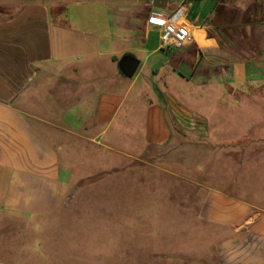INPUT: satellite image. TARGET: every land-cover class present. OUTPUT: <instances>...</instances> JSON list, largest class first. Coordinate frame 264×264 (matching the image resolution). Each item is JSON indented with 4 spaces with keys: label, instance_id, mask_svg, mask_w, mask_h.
Listing matches in <instances>:
<instances>
[{
    "label": "crops",
    "instance_id": "obj_1",
    "mask_svg": "<svg viewBox=\"0 0 264 264\" xmlns=\"http://www.w3.org/2000/svg\"><path fill=\"white\" fill-rule=\"evenodd\" d=\"M175 12L192 39L162 48L148 18ZM248 52L264 60V0H0V250L20 217L58 207L70 184L58 139L119 148L131 124L143 146L122 144L129 156L165 146L185 128L196 83L235 75ZM126 54L140 60L133 77L119 67ZM199 218L211 230L204 260L184 264H264V200L210 186ZM12 258L0 264H28Z\"/></svg>",
    "mask_w": 264,
    "mask_h": 264
},
{
    "label": "rangeland",
    "instance_id": "obj_2",
    "mask_svg": "<svg viewBox=\"0 0 264 264\" xmlns=\"http://www.w3.org/2000/svg\"><path fill=\"white\" fill-rule=\"evenodd\" d=\"M242 56L235 75L196 83L183 103L185 128L165 146L129 156L122 144L143 146L131 124L119 148L104 138L58 139L70 184L42 221L18 219L19 235L2 243L0 256L28 264L203 261L211 234L199 218L205 189L264 200V60Z\"/></svg>",
    "mask_w": 264,
    "mask_h": 264
},
{
    "label": "built area",
    "instance_id": "obj_3",
    "mask_svg": "<svg viewBox=\"0 0 264 264\" xmlns=\"http://www.w3.org/2000/svg\"><path fill=\"white\" fill-rule=\"evenodd\" d=\"M180 12H175L168 17L151 15L148 21L160 28L162 48H181L192 39L190 26L180 19Z\"/></svg>",
    "mask_w": 264,
    "mask_h": 264
},
{
    "label": "water",
    "instance_id": "obj_4",
    "mask_svg": "<svg viewBox=\"0 0 264 264\" xmlns=\"http://www.w3.org/2000/svg\"><path fill=\"white\" fill-rule=\"evenodd\" d=\"M140 65V60L132 54H126L119 62V67L123 75L133 77Z\"/></svg>",
    "mask_w": 264,
    "mask_h": 264
}]
</instances>
